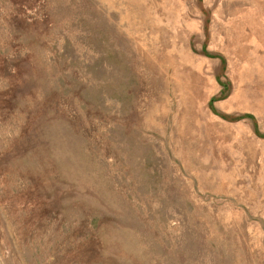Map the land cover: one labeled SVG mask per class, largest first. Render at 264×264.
<instances>
[{"label": "rangeland", "instance_id": "obj_1", "mask_svg": "<svg viewBox=\"0 0 264 264\" xmlns=\"http://www.w3.org/2000/svg\"><path fill=\"white\" fill-rule=\"evenodd\" d=\"M0 264H264V0H0Z\"/></svg>", "mask_w": 264, "mask_h": 264}]
</instances>
